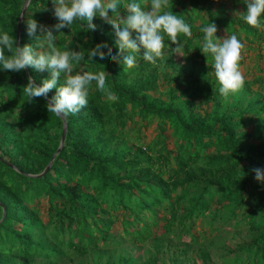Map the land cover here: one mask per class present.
Listing matches in <instances>:
<instances>
[{"label": "trees", "instance_id": "16d2710c", "mask_svg": "<svg viewBox=\"0 0 264 264\" xmlns=\"http://www.w3.org/2000/svg\"><path fill=\"white\" fill-rule=\"evenodd\" d=\"M25 1L0 0V33L35 47L25 21H58L51 0H30L18 44ZM169 10L192 28L178 37L184 56L166 37L157 66L137 55L127 72L110 57L88 61L97 44L119 53L98 15L94 31L79 21L54 31L61 50L85 53L76 70H105L118 98L93 82L87 106L65 117L59 151L63 118L23 92L29 76L40 84L50 73L0 68V264H85L93 255L103 264H264V183L253 171H264V16L249 26L235 14L247 11L243 0H172ZM210 22L217 37L245 45V85L227 98L199 49Z\"/></svg>", "mask_w": 264, "mask_h": 264}, {"label": "clouds", "instance_id": "9594fccd", "mask_svg": "<svg viewBox=\"0 0 264 264\" xmlns=\"http://www.w3.org/2000/svg\"><path fill=\"white\" fill-rule=\"evenodd\" d=\"M53 15L57 23L51 28L39 25L35 19L28 18L27 34L35 37L33 44L17 46L16 40L7 32L0 33V68L5 71L19 72L26 68L36 71H47L50 78L44 79L40 84L35 78L29 76L27 84L23 88L28 101L34 98H44L49 113L60 117L76 114L87 106L90 87L95 82L97 89L110 101L118 99L107 84L105 70L77 71L76 68L84 60L83 51L61 50L55 43L60 30L70 28L79 21L86 24V29L95 30L93 23L97 15L111 25L115 36L116 45L119 49L117 55H112V49L102 51L107 47L105 44H97L88 51V61L94 57L101 60L111 58L112 61L124 66L127 72L137 66V55H142L144 61L157 66L158 60L164 57L165 38L176 45L168 49L172 54H183V45L178 39L180 34L192 37V28L185 20L174 14L169 9L172 0H141L140 3H124L123 0H51ZM247 11L241 18L251 27H261V17L264 16V0H243ZM126 10V16L121 17L119 8ZM147 8V10H146ZM111 12V14H110ZM38 28L42 35H37ZM55 33L57 34H54ZM217 26L210 22L200 28L203 33V42L199 49L208 57H211V68L220 85L219 93L227 98L231 94L239 92L245 85V76L241 68L243 59L244 43L237 35H227L224 38L217 37ZM46 49V50H45ZM10 55H6V51ZM122 57V59H121ZM209 65V64H208ZM63 80V83H59ZM56 94L50 99L48 94L52 89ZM255 179L264 183V171L253 169Z\"/></svg>", "mask_w": 264, "mask_h": 264}, {"label": "rangeland", "instance_id": "374dc122", "mask_svg": "<svg viewBox=\"0 0 264 264\" xmlns=\"http://www.w3.org/2000/svg\"><path fill=\"white\" fill-rule=\"evenodd\" d=\"M152 130L153 128H150L148 131H147V135H148V138L147 140H149L150 138H152ZM226 242H229L228 240H226ZM129 248V251H132V248L128 247ZM144 251H142V254L144 255H148L150 252H152V246H150L149 244H146V246L143 248ZM117 253H119L118 251H116ZM144 252V253H143ZM144 255V256H145ZM118 259V257H116V260ZM106 260V257H97L96 255H93V256H89V257H86L84 259V262L85 264H103Z\"/></svg>", "mask_w": 264, "mask_h": 264}, {"label": "water", "instance_id": "95a60500", "mask_svg": "<svg viewBox=\"0 0 264 264\" xmlns=\"http://www.w3.org/2000/svg\"><path fill=\"white\" fill-rule=\"evenodd\" d=\"M29 1L30 0H26L24 5H23V8H22V11H21V14H20V17H19V22H18V33H17V38H18V44H19V38H20V28H21V23H22V18H23V15L25 13V10L29 4ZM19 46V45H18ZM63 120H64V129H63V134H62V138H61V143H60V146L58 148L57 151H59L61 149V147L63 146V143H64V139H65V134H66V123H65V117H62ZM56 151V153H57ZM55 153V154H56ZM50 167V164L45 168V171Z\"/></svg>", "mask_w": 264, "mask_h": 264}]
</instances>
